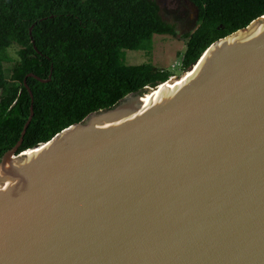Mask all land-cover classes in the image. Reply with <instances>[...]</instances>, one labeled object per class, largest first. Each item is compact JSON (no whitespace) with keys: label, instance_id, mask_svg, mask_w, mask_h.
Listing matches in <instances>:
<instances>
[{"label":"water","instance_id":"1","mask_svg":"<svg viewBox=\"0 0 264 264\" xmlns=\"http://www.w3.org/2000/svg\"><path fill=\"white\" fill-rule=\"evenodd\" d=\"M200 58L17 152L30 106L0 157V264H264L263 17Z\"/></svg>","mask_w":264,"mask_h":264},{"label":"trees","instance_id":"2","mask_svg":"<svg viewBox=\"0 0 264 264\" xmlns=\"http://www.w3.org/2000/svg\"><path fill=\"white\" fill-rule=\"evenodd\" d=\"M188 1L197 26L185 35L184 70L214 41L264 15V0ZM154 35H175L154 0H0V157L18 141L31 105L17 152L165 82L168 71L151 62L128 65L123 57L125 50L149 54ZM29 73L48 79L26 78L32 102L24 85Z\"/></svg>","mask_w":264,"mask_h":264},{"label":"rangeland","instance_id":"3","mask_svg":"<svg viewBox=\"0 0 264 264\" xmlns=\"http://www.w3.org/2000/svg\"><path fill=\"white\" fill-rule=\"evenodd\" d=\"M154 1L158 5L161 18L174 27L175 35H154L149 54L140 50H125L123 54L125 63L139 65L151 62L157 69L168 71L170 77H180L186 71L181 64L187 40L185 35L191 33L197 26V8L188 0ZM16 49V47L9 49L12 57H16Z\"/></svg>","mask_w":264,"mask_h":264},{"label":"bare ground","instance_id":"4","mask_svg":"<svg viewBox=\"0 0 264 264\" xmlns=\"http://www.w3.org/2000/svg\"><path fill=\"white\" fill-rule=\"evenodd\" d=\"M262 17L264 19V15ZM200 61H201V58L196 63V65L193 67V69L187 71L185 75H184V73H185L184 72L179 78H173L172 80H169L167 82H163V83L159 84L156 88L152 89L151 92L147 93L143 97L142 101L144 102V105H146V104L150 103L151 101H153L154 99H156V97L160 94V92L163 90V88L172 89V88L176 87L177 85H179L182 81H184V79L189 77L195 71V69L199 65ZM30 151L32 152L35 150L31 149Z\"/></svg>","mask_w":264,"mask_h":264}]
</instances>
